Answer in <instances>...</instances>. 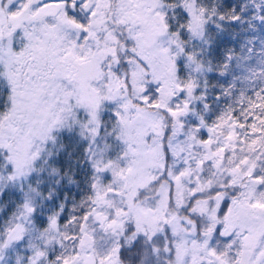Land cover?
Wrapping results in <instances>:
<instances>
[{
    "label": "snow or ice",
    "instance_id": "snow-or-ice-1",
    "mask_svg": "<svg viewBox=\"0 0 264 264\" xmlns=\"http://www.w3.org/2000/svg\"><path fill=\"white\" fill-rule=\"evenodd\" d=\"M0 264H264V0H0Z\"/></svg>",
    "mask_w": 264,
    "mask_h": 264
}]
</instances>
